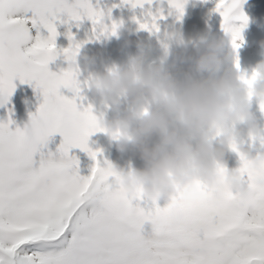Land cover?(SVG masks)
<instances>
[{
  "label": "snow or ice",
  "instance_id": "1",
  "mask_svg": "<svg viewBox=\"0 0 264 264\" xmlns=\"http://www.w3.org/2000/svg\"><path fill=\"white\" fill-rule=\"evenodd\" d=\"M126 2L137 7L150 0ZM169 3L177 18L182 17L184 0ZM237 4L238 0H218L215 10L225 25ZM61 16L74 21L87 17L101 34L106 31L103 13L87 0H0V93L10 97L16 77L35 81L44 96L40 107L49 120L35 147L25 145L18 131L14 137L8 135V123H0V264H264V169H253L235 144L231 147L239 156L240 172L252 189L247 201L225 191L217 204H211L206 185L198 183L190 193L177 192L163 208L155 202L142 204V193L130 196L105 167L107 161L97 160L98 151L88 147V137L102 130L91 107L81 110L75 97L61 93L80 92L76 73L56 75L48 70L58 55L56 22ZM156 20L153 16L140 28L158 32ZM29 22L48 35L37 34L22 51L21 46L33 39ZM115 28L113 24V34ZM242 43L240 32H233V48ZM79 46L63 49L66 58L72 59ZM236 67L240 68L238 59ZM257 74L243 73L241 80L250 88ZM57 132L63 136L60 158L41 151ZM259 140L264 145V136ZM73 147L87 151L96 162L89 175H80L76 159L68 158ZM174 209L182 214L176 222Z\"/></svg>",
  "mask_w": 264,
  "mask_h": 264
},
{
  "label": "clouds",
  "instance_id": "2",
  "mask_svg": "<svg viewBox=\"0 0 264 264\" xmlns=\"http://www.w3.org/2000/svg\"><path fill=\"white\" fill-rule=\"evenodd\" d=\"M116 28L114 34L111 29L112 35ZM163 41L167 48L172 41L180 43L181 35L166 33ZM137 47L140 50L127 65L114 64L103 72L92 73L86 82L105 108L119 113L121 104H127L122 116L93 114L97 128L102 130L97 132L108 135L121 152L134 149L145 162L143 169H125L108 161L105 167L130 196L142 193L155 203L162 199L170 202L177 192L190 193L198 183L206 185L211 204H217L225 191L242 201L249 200L252 189L245 183L240 167L228 169L224 158L227 150L234 152L231 146L235 144L253 169H264V153L252 156L250 147L245 148L238 139L236 127L247 124L250 138L259 135L251 123L250 109L253 99L259 107L264 103V60L253 70L258 74L249 88L241 80L244 72L236 67L233 46L225 50L223 41L202 38L194 62L199 78L189 72L180 81L163 64L150 62L141 45ZM80 54L81 45L72 59L67 58L65 71H79ZM84 59L95 63V58ZM221 70L223 74L217 77ZM8 99L6 93H0V105ZM48 128L49 120L39 107L22 128L11 131L8 127L6 131L13 137L18 131L25 145L35 147ZM154 134L159 136V143L150 144ZM171 214L174 222L182 218L178 209Z\"/></svg>",
  "mask_w": 264,
  "mask_h": 264
},
{
  "label": "rangeland",
  "instance_id": "3",
  "mask_svg": "<svg viewBox=\"0 0 264 264\" xmlns=\"http://www.w3.org/2000/svg\"><path fill=\"white\" fill-rule=\"evenodd\" d=\"M68 2L74 3L75 0H68ZM87 2L94 10L103 13V24L106 31L101 34V28L98 25L94 26L87 17L74 21L61 16L56 22L58 55L49 62L48 70L56 75L62 74L68 67V60L63 49L73 43L80 44L81 54L77 57L79 71L76 73L80 92L77 94L69 89H61V93L69 98L75 97L77 106L81 110L91 106L95 115L104 112L109 118L122 116L127 104H121L119 113L110 107L105 108L99 98L94 97L88 90L86 82L89 76L95 72H103L114 64L127 65L129 59L137 55L140 50L137 45L142 46L150 62L163 64L180 81H183L185 74L189 72L199 78L200 74L194 72V62L199 55L198 46L202 38L223 41L225 50H227L231 48L233 32L239 31L243 37V43L239 49L233 50L234 60H239L240 70L248 75H251L256 66L264 60V47H262L264 43V0H238L226 25L224 18L215 10L218 0H184V14L179 19L169 0H150L143 6L137 7H132L131 3L126 0H87ZM153 16L157 17L158 32L140 28V23H150ZM113 24L117 25L115 35L111 34ZM28 27L33 39L21 46L22 51L35 42L37 34L42 37L48 35L46 29L40 27L37 30L31 22ZM177 32L181 35V42L172 41L165 48L164 35ZM69 34L72 40H69ZM85 56L95 58V63H88L84 59ZM222 74L223 70L216 73V76ZM13 84L12 95L5 104L0 105V123H8L11 131H15L18 127L22 128L29 115L36 112L44 103L43 92L37 87L35 81L21 82L20 78L16 77ZM250 110L251 123L256 126L259 134L257 139L253 140L248 136L249 125H237L236 127L239 130L238 139L243 141L245 148L250 147L251 155L255 156L258 153H264V145L259 140V137L264 136V110L260 109L255 99L251 101ZM62 141L63 136L59 132L54 133L48 138L46 147L41 151L45 154L51 152L60 158L58 148ZM149 143H159V136L154 134ZM88 147L93 151H98L97 160L102 164L108 161L125 169L129 166L138 169L145 167V162L138 152L131 148L124 152L119 151L115 142L105 133L91 134L88 137ZM37 158H39V153H37ZM68 158L76 159L79 174L83 176L89 175L91 167L96 163L87 151L78 147L69 149ZM224 161L230 170L240 167L241 163L239 156L231 150L226 151ZM145 202L151 204V201L146 198L141 201L142 204ZM167 203L162 199L156 202V206L163 208Z\"/></svg>",
  "mask_w": 264,
  "mask_h": 264
}]
</instances>
